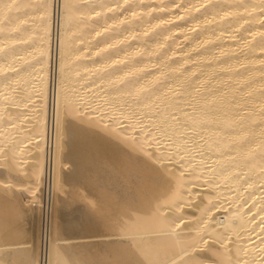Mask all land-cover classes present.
Returning <instances> with one entry per match:
<instances>
[{
    "label": "bare ground",
    "instance_id": "bare-ground-1",
    "mask_svg": "<svg viewBox=\"0 0 264 264\" xmlns=\"http://www.w3.org/2000/svg\"><path fill=\"white\" fill-rule=\"evenodd\" d=\"M0 264H264V0H0Z\"/></svg>",
    "mask_w": 264,
    "mask_h": 264
}]
</instances>
